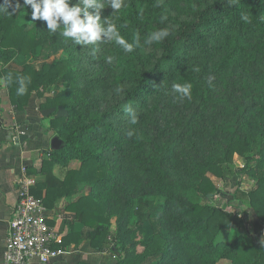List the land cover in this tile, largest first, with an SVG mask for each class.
I'll use <instances>...</instances> for the list:
<instances>
[{
  "label": "trees",
  "instance_id": "16d2710c",
  "mask_svg": "<svg viewBox=\"0 0 264 264\" xmlns=\"http://www.w3.org/2000/svg\"><path fill=\"white\" fill-rule=\"evenodd\" d=\"M125 5L112 19L128 42L139 33L141 46L131 53L114 41L75 45L59 32L49 33L41 20L17 25L22 14L32 15L31 7L24 0H0V82L14 110L23 111L33 94L63 83L40 107L54 110L51 129L61 146L42 159L46 180L35 190L44 197L34 189L32 194L51 209L57 200L88 189L67 207L88 230L72 232L54 247L86 241L115 255V264L153 258L155 264H264V247L230 212L242 205L264 223V0ZM113 14L108 7L101 18ZM161 28L169 30L167 38L143 43ZM37 50L38 62L52 52L62 56L42 69L12 67L17 56ZM8 73L31 78L23 96L15 82L3 79ZM186 82L192 85L190 98L172 93L173 83ZM60 109L65 116H58ZM235 155L244 160L239 175L253 178V188L236 190L223 207L211 204L221 190L208 174L235 175ZM72 161L80 168L59 179L55 166L67 168ZM131 222L147 230L145 241L132 239ZM233 227L240 235L229 241L224 235Z\"/></svg>",
  "mask_w": 264,
  "mask_h": 264
},
{
  "label": "crops",
  "instance_id": "0c3cea01",
  "mask_svg": "<svg viewBox=\"0 0 264 264\" xmlns=\"http://www.w3.org/2000/svg\"><path fill=\"white\" fill-rule=\"evenodd\" d=\"M45 100L35 93L23 111H15L7 89L0 90V264H5V242L9 235L10 222L15 218L19 181L21 182L25 172L28 177L35 179L37 184L46 180L45 174L41 173V162L47 152L52 150V141L57 137L51 129L54 110L40 108ZM64 113L65 111L60 109L58 116H65ZM78 163L72 161L67 168L57 165L53 172L59 179H64L68 170L80 168L81 164ZM31 170L34 174H31ZM35 193L39 197L45 195L43 191L37 189ZM87 194L88 189L85 188L78 196L61 198L55 202L53 208L48 209L49 225L59 235L60 242L72 232L88 230L73 218V212L67 208L70 203ZM81 263L115 264L116 262L111 252L100 253L85 241L78 245L67 246L57 259L48 264ZM30 264L43 263L33 261Z\"/></svg>",
  "mask_w": 264,
  "mask_h": 264
},
{
  "label": "clouds",
  "instance_id": "9594fccd",
  "mask_svg": "<svg viewBox=\"0 0 264 264\" xmlns=\"http://www.w3.org/2000/svg\"><path fill=\"white\" fill-rule=\"evenodd\" d=\"M24 3L31 7L33 20L45 21L49 33L59 32L60 36L71 39L75 45L86 46L114 41L125 53H131L134 48L141 46L139 33L130 43L121 35L118 25L113 22L112 17L126 6L125 0H75V3L73 0H24ZM108 7L114 10V14L102 19L101 11ZM242 19L247 20V17L244 16ZM169 35L167 28H161L149 33L143 43L152 45L163 41ZM113 59L114 57L109 56L107 62L111 63ZM3 79L8 84L15 82L18 85L16 88L18 96H23L31 83L29 76L13 77L12 73H8ZM191 88V83H173L171 91L181 99L190 98ZM126 111L131 117L130 123L135 124L137 118L134 110L129 107Z\"/></svg>",
  "mask_w": 264,
  "mask_h": 264
},
{
  "label": "built area",
  "instance_id": "2783aa9c",
  "mask_svg": "<svg viewBox=\"0 0 264 264\" xmlns=\"http://www.w3.org/2000/svg\"><path fill=\"white\" fill-rule=\"evenodd\" d=\"M18 184L15 218L10 222L9 235L5 242L4 263H51L62 252L54 247L60 242V238L49 225L48 209L42 200L32 194L37 182L25 172Z\"/></svg>",
  "mask_w": 264,
  "mask_h": 264
},
{
  "label": "rangeland",
  "instance_id": "374dc122",
  "mask_svg": "<svg viewBox=\"0 0 264 264\" xmlns=\"http://www.w3.org/2000/svg\"><path fill=\"white\" fill-rule=\"evenodd\" d=\"M17 25H26L31 26L33 24L32 15L29 13L22 14L17 19ZM14 32H11L13 34ZM39 54V50H37V53L35 55H27V56H17L12 61V67L14 69H21L27 64L34 65L37 68L42 69V67L45 64H55L58 62V60L62 56V52H52L49 55V58L46 60H43L42 62H38L34 59ZM2 88H6L3 81L0 82V90ZM63 89V83L58 85H52L47 91H43L41 97L47 99L50 97H53L59 90ZM65 114V113H64ZM233 165L235 166V175L229 176L227 178H219L215 175L209 173L208 177L213 181V183L218 187V189L221 190V194L215 198L211 204L217 205L219 207H223L226 204H230L232 201V196L234 192L238 189L243 191H250L253 188L254 180L248 175H239V170L244 167V160L239 157L238 155L234 156L233 159ZM79 164V163H78ZM75 164V165H78ZM231 213L237 214L238 217L243 221V224L245 226L246 232L251 234L255 241L262 245L264 247V223H261L258 221V219L255 216V213L251 208L242 206V207H233L230 209ZM115 225L112 226V230H115ZM129 229H131L133 232V238L134 241L143 242L147 239V230L145 228H139L137 224L129 223L128 225ZM147 228V227H146ZM240 235V231L238 227H233L228 234H225V238H227L229 241H233L236 237ZM143 247H138V252H142ZM115 262H117V257L114 255ZM158 262V258H153L152 260H148V262H145V264H155ZM217 264H230V262L222 260L219 261Z\"/></svg>",
  "mask_w": 264,
  "mask_h": 264
},
{
  "label": "water",
  "instance_id": "95a60500",
  "mask_svg": "<svg viewBox=\"0 0 264 264\" xmlns=\"http://www.w3.org/2000/svg\"><path fill=\"white\" fill-rule=\"evenodd\" d=\"M61 146V141L59 140V138H54V140L52 141V149H58Z\"/></svg>",
  "mask_w": 264,
  "mask_h": 264
}]
</instances>
